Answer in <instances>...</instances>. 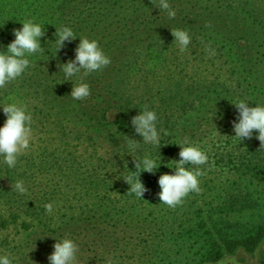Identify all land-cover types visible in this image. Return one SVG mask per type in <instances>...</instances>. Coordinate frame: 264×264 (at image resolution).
<instances>
[{"label":"trees","instance_id":"obj_1","mask_svg":"<svg viewBox=\"0 0 264 264\" xmlns=\"http://www.w3.org/2000/svg\"><path fill=\"white\" fill-rule=\"evenodd\" d=\"M168 2L171 19L158 0H0V51L24 20L45 24V54L0 88V103L27 106L34 136L15 168L0 161V254L13 264H48L54 237L76 242L80 264H207L264 239V144L256 130L241 142L230 137L235 99L264 104V0ZM62 25L110 58L85 77L90 95L79 100L58 67L74 58L79 38L56 54L50 42ZM177 28L191 37L184 52ZM144 107L168 133L158 150L143 142L130 150L125 138L141 139L130 118ZM5 118L0 111V124ZM184 140L200 143L212 164L199 166L201 190L169 207L157 179L172 172L166 165ZM146 155L161 164L141 171L139 198L127 178ZM16 179L26 195L13 190Z\"/></svg>","mask_w":264,"mask_h":264},{"label":"clouds","instance_id":"obj_2","mask_svg":"<svg viewBox=\"0 0 264 264\" xmlns=\"http://www.w3.org/2000/svg\"><path fill=\"white\" fill-rule=\"evenodd\" d=\"M158 7L166 11L168 18L176 15V10L169 6L168 0H158ZM22 27L13 29L12 39L5 51H0V88H4L9 82L20 77L33 63L31 57L45 54V48L41 47L40 38L44 36V25L32 18L24 20ZM173 40L178 45L180 52L187 50L191 37L185 29L177 28L171 31ZM77 34L68 25H62L55 31V39L50 41L54 44L55 54L66 41L77 38ZM79 42L75 47V56L63 63H58L59 71L63 74V81L71 82L70 96L73 99H82L90 95V85L86 81L90 73L101 70L110 63V58L100 48L98 41L86 36H79ZM5 47V46H4ZM208 55L214 56L215 49L209 47ZM75 81V83H73ZM236 108L235 118L231 121L234 140L241 142L249 139L255 132V138L264 144V104L255 103L249 106L246 99L237 98L232 102ZM0 111L5 115L3 124H0V161L8 168H15L18 158L24 150L30 148L34 141L32 128V114L27 106L16 102L0 103ZM215 115H212V117ZM211 117V118H212ZM158 115L155 109L144 107L136 115L130 118L133 131L141 137L139 141L127 138L130 150H135L143 142L157 148L162 145V135L167 136L166 130L158 129ZM216 130L212 135L215 139ZM180 151L178 160H171L173 164L166 165L172 169L171 173H162L158 176L157 183L159 192L157 196L160 202L169 207H175L183 202V198L189 192H199V178L204 174V169L199 167L207 165L211 167L207 151L200 143L184 140L176 143ZM161 164V157L146 155L135 162L134 175L127 178L129 194L141 198L147 191L143 182L139 179L141 171L154 173ZM194 165L196 167H187ZM13 190L20 195L28 193V187L23 179H16L13 183ZM46 210L52 212V204L46 205ZM53 250L48 255V264H80L78 256V245L76 242L65 236L60 239L54 237ZM231 258H226L221 264H227ZM0 264H13V259L6 254H0ZM112 264V261H109Z\"/></svg>","mask_w":264,"mask_h":264},{"label":"rangeland","instance_id":"obj_3","mask_svg":"<svg viewBox=\"0 0 264 264\" xmlns=\"http://www.w3.org/2000/svg\"><path fill=\"white\" fill-rule=\"evenodd\" d=\"M226 258H231L228 262H241L243 264H263L264 261V239L260 242L257 248L252 252L238 250L230 256H226L220 261L210 262L207 264H221Z\"/></svg>","mask_w":264,"mask_h":264}]
</instances>
